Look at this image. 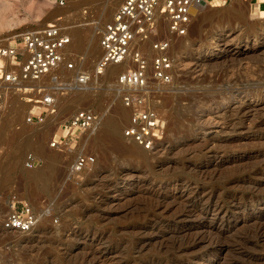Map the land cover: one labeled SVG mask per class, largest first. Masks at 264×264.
Wrapping results in <instances>:
<instances>
[{"label":"rangeland","instance_id":"1","mask_svg":"<svg viewBox=\"0 0 264 264\" xmlns=\"http://www.w3.org/2000/svg\"><path fill=\"white\" fill-rule=\"evenodd\" d=\"M124 1L0 0V40L60 23L76 35L70 59L77 67L73 74L66 66L61 71L72 85L77 74L94 71L102 56L99 32ZM260 9L250 0H232L208 11L211 19L201 24L200 32L195 18L186 37L172 39L174 82L152 84L150 99L165 121L167 153L147 152L148 163L124 155L112 141L101 142L103 127L83 137L73 154L51 148L65 121L91 110L101 116V124L120 118V139L141 149L124 136L131 111L117 94L116 78L129 64L108 70L81 91H60L56 121L49 117L41 125L27 123L32 112L27 105L35 103L41 110L36 101L43 96L9 91L8 101L17 105L7 101L0 113V264H264V101L254 103L244 124L226 133L224 120L215 118L221 125L211 129L198 123L196 108L216 106L234 92L249 96L250 102L264 99ZM166 36L162 27L159 36L144 44L150 60L155 40ZM219 38L220 50L215 45ZM90 45L97 50L94 60L88 59ZM200 64H207L205 70L194 72ZM45 84L53 91L49 78ZM80 150L94 155L96 163L72 176L70 167ZM29 155L42 161L40 167L27 168ZM34 171L45 175L35 180L30 176ZM19 202L40 219V226L27 234L3 229ZM193 203L200 205L194 213ZM205 206L213 212H204ZM256 230L261 237H254ZM212 242L220 244L219 250Z\"/></svg>","mask_w":264,"mask_h":264},{"label":"built area","instance_id":"2","mask_svg":"<svg viewBox=\"0 0 264 264\" xmlns=\"http://www.w3.org/2000/svg\"><path fill=\"white\" fill-rule=\"evenodd\" d=\"M231 1L125 0L112 20L99 32L102 56L94 71L77 74L72 85L67 84V77L61 71L63 65L67 66L68 71L77 67L70 59L73 38L60 23L0 40V113L7 104L9 91L25 96L38 91L43 96L39 100L43 108L30 112L27 123L41 125L57 114L60 91L67 93L72 88L81 91L94 78L103 77L111 67L127 63L128 70L116 78L117 94L121 96L125 108L131 111L124 136L144 151L152 152L163 143L166 125L150 100L151 85L168 86L174 82L172 39L184 38L189 34L196 10L225 7ZM250 2L256 7L264 5V0ZM162 27L166 28L167 36L155 40V55L150 60L144 44L150 38L159 36ZM47 78L51 86L55 85L53 91L46 87ZM101 122V116L91 110L78 111L60 126L51 148L62 154H73L80 148L82 138L94 134ZM41 162L34 155H29L26 165L29 169H36ZM95 163L94 155L80 150L70 167V174L80 176ZM39 223L40 219L33 209L19 202L13 204L3 222V229L27 234L35 230Z\"/></svg>","mask_w":264,"mask_h":264},{"label":"bare ground","instance_id":"3","mask_svg":"<svg viewBox=\"0 0 264 264\" xmlns=\"http://www.w3.org/2000/svg\"><path fill=\"white\" fill-rule=\"evenodd\" d=\"M217 8H220V7H217ZM260 10L262 11V10H264V5L263 6H260ZM214 9V8H213ZM213 9H212V7H210V8H206V9H198V10H196L195 12H194V19L196 18L197 19V21H198V23H197V25H196V31L197 32H200V30H201V24L203 23V22H205L206 20H209V19H211V16H210V13L208 14L207 12L209 11V12H213ZM212 14V13H211ZM213 17V16H212ZM52 22V21H51ZM69 35H73V40H74V38H75V33H73V32H71ZM218 41L217 42H215V45H217L216 47V49H221L222 48V45L219 43V40H221V38H219V39H217ZM74 42V41H73ZM71 47H73V44H72V46ZM72 49V48H71ZM89 55H88V59L89 58H96V56H97V50H96V48L93 46V45H90V47H89ZM72 58V57H71ZM87 58V57H86ZM94 58V59H95ZM94 59H92V60H94ZM91 61V60H90ZM184 61V60H183ZM84 62V61H83ZM86 62H87V59H86ZM85 63V62H84ZM125 64V63H124ZM89 65V64H88ZM182 65V64H181ZM65 65H63L62 67H64ZM123 65H120V66H115V67H111L109 70H111V71H118L121 67H122ZM205 66H207V64H200L199 66H197V68L194 70V72H199L198 71V69L200 68V67H202V70H205ZM67 67V66H66ZM66 67H65V69H66ZM68 72V71H67ZM70 73H74V70L73 71H69ZM68 72V73H69ZM76 72V71H75ZM65 73H66V71H65ZM72 73V74H73ZM69 75V74H68ZM96 78H94L93 80H92V82L88 85V86H90L92 83H93V81L95 80ZM29 87V86H28ZM234 92V91H233ZM229 95H230V93H228ZM10 96H11V94H10ZM9 96V97H10ZM14 97V96H13ZM259 97V96H258ZM11 98V97H10ZM254 98V97H253ZM249 96H242V93H240V92H234L232 95H230V96H226V97H224L223 99H222V102L221 103H219L218 105H216V106H214V104H211L212 106H207V105H203V106H196V108H198V113H197V122L199 123H201L202 121V123H203V126L204 127H206V128H209V129H211V128H213L212 126H215L216 124H220L221 125V123H219L220 122V120H218L219 122H216V119L215 118H218V119H221L222 121L224 120L225 121V123L223 124V126L224 125H226V128L224 127V132H225V130H229L230 129V127H232V128H236L237 126H239V125H241V124H244V121H245V118H246V116H247V114H248V110H252V109H255L256 108V106L254 105V103L255 104H257V105H261L262 103H263V101H264V99H263V97H260L259 99L257 98L256 100H254V102H250L249 100ZM13 100V99H12ZM12 100H11V102H10V100L8 101V102H10V103H13V106H14V103L16 102V101H13L12 102ZM29 102V101H28ZM32 102V101H31ZM240 102V103H239ZM9 103V104H10ZM36 103H38V104H40L41 105V102H38V101H36ZM16 105H17V102L15 103ZM8 105V104H7ZM15 105V106H16ZM19 106V105H18ZM42 106V105H41ZM10 107V106H9ZM58 107V106H57ZM5 108H7V107H5ZM4 108V109H5ZM19 108H20V106H19ZM27 108H29V110H31V111H37V108H38V106L37 105H35V103L34 104H28L27 105ZM34 108V109H33ZM40 108V107H39ZM11 109V108H10ZM14 109V110H13ZM13 109H11V110H13V111H17V109H18V107H14ZM33 109V110H32ZM248 109V110H247ZM10 110V111H11ZM13 111H11V112H13ZM15 111V112H16ZM17 112H19L18 114L19 115H21L20 114V111H17ZM124 113V112H123ZM16 114V113H15ZM123 116L125 115L126 116V114H122ZM217 116V117H216ZM51 118H53L55 121H56V115H53V116H50ZM127 118V116L125 117V119ZM18 119V118H17ZM20 119V118H19ZM122 119V118H121ZM54 121V122H55ZM120 118H118V120H117V117L115 118V119H113V118H108L104 123H102L101 124V127L100 128H98V131L103 127V129H102V131L100 130V132H102V134H101V136H99V137H101L100 139V141L101 142H105V141H112L113 142V144L115 145V147H117L119 150H120V152L121 153H123L124 155H126V156H128V157H131L132 159H143V161L144 162H146V163H148L149 161H150V159H149V157L147 156V152L146 151H142L141 149H139L138 147H136V146H134L133 144H127L126 143V141L124 142V141H122V139H120V137L118 136V132H119V130H120V125L119 124H121L120 122ZM177 122L176 123H178L180 120H176ZM183 121V120H182ZM221 121V122H222ZM263 121H264V119L261 121V123L263 124ZM7 123V122H6ZM223 123V122H222ZM8 124V123H7ZM7 124H4L5 125V127H6V125ZM261 124V125H262ZM3 125V126H4ZM260 125V126H261ZM2 126V127H3ZM8 126V125H7ZM1 127V128H2ZM122 127V126H121ZM219 128H220V126H219ZM4 129H7V128H4ZM200 130H201V128H200ZM236 130V129H235ZM3 131V130H2ZM6 131V130H5ZM27 131V130H26ZM206 131V130H205ZM217 131V130H216ZM221 131H223V129L221 130ZM4 132V131H3ZM2 132V133H3ZM220 131L218 130V132H216V133H219ZM230 133H231V130L229 131ZM205 133H208V134H212V133H215V132H212V131H207V132H205ZM216 133L214 134V135H216ZM221 133H223V132H221ZM226 133V132H225ZM227 133H228V131H227ZM4 134V133H3ZM25 134V131L24 132H22V134L20 135V136H23ZM26 134H27V132H26ZM25 134V135H26ZM119 134H120V132H119ZM211 136V135H210ZM217 136V135H216ZM205 137V136H204ZM183 138V137H182ZM221 138V137H220ZM181 139V138H180ZM204 140V139H203ZM207 140V139H206ZM217 140V139H216ZM208 141V140H207ZM212 143V142H211ZM167 144L168 143H161L154 151H156L157 150V152H156V156H158V155H160V154H164L165 153V151L167 150ZM200 146H201V144H199ZM202 145H203V143H202ZM206 145V144H205ZM214 145V144H213ZM207 146V145H206ZM209 146H210V144H209ZM171 149V148H170ZM173 152V151H172ZM166 153H167V151H166ZM161 156V155H160ZM50 159H52V161H55V160H53L54 158L53 157H51L50 156ZM263 171V170H262ZM261 171V172H262ZM35 172V171H34ZM260 172V173H261ZM33 173V172H32ZM262 173H264V172H262ZM45 175V173H43L42 171H40V172H38V173H33V174H31L30 176H31V178H33V179H35V180H38V179H40L41 177H43ZM194 194V193H193ZM207 204V203H206ZM204 205V204H203ZM192 210H193V213L195 212V211H197L198 209H199V207H200V205L198 204H195V203H193L192 204ZM204 207V206H203ZM222 208V207H221ZM219 209L220 208H218V209H216L217 211H219ZM203 210H205L204 212H206V213H208L209 211L210 212H213L212 211V209L210 208V206H205V208L203 209ZM189 212V211H188ZM216 213H218V212H216ZM191 214V213H190ZM201 214V213H200ZM40 225H38V227H39ZM37 228V227H36ZM262 231L261 230H256L255 231V233H253L254 234V237L255 238H258V237H261V235H262V233H261ZM16 233V232H15ZM22 234V233H21ZM202 237V236H201ZM204 238V237H203ZM202 239V238H201ZM204 240V239H203ZM193 242V241H192ZM199 244V242H198V239H194V244L193 245H198ZM211 247L212 248H214V249H218L219 250V248H220V244H218V243H214V242H212L211 244ZM179 249V248H178ZM34 251V250H33ZM81 262L82 263H84V262H86V259L85 258H82V260H81Z\"/></svg>","mask_w":264,"mask_h":264}]
</instances>
